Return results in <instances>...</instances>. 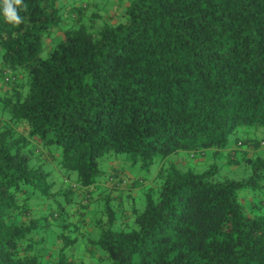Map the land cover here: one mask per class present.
Instances as JSON below:
<instances>
[{
    "label": "trees",
    "instance_id": "1",
    "mask_svg": "<svg viewBox=\"0 0 264 264\" xmlns=\"http://www.w3.org/2000/svg\"><path fill=\"white\" fill-rule=\"evenodd\" d=\"M54 3L21 0L16 23L0 0V63L10 71L6 81L0 73V264H264V140L237 136L236 149L251 151L233 149L225 163L240 177L210 161L228 135L264 125V0H125L111 23H84L79 9L47 43L60 22ZM35 141L75 182L52 189L42 152L30 156ZM203 148L211 155L200 171L159 167L141 207L125 206L124 191L114 201L122 186L110 182L90 193L110 176L141 184L106 172L119 153L147 165ZM55 194L76 198V226L99 234L79 243L61 221L40 245L37 228L67 210L31 209ZM95 211L105 220L92 223Z\"/></svg>",
    "mask_w": 264,
    "mask_h": 264
},
{
    "label": "rangeland",
    "instance_id": "2",
    "mask_svg": "<svg viewBox=\"0 0 264 264\" xmlns=\"http://www.w3.org/2000/svg\"><path fill=\"white\" fill-rule=\"evenodd\" d=\"M125 0H55V6L58 9V14L60 16V22L57 24V27L65 28L66 26L70 25L73 20L75 14L78 15V10L81 9V17L80 20L84 23H89L90 17L89 15L91 12H96L99 14V19H104V15L107 17L106 14H108V11L112 10L113 8H116L115 10H119L117 8H121L124 5ZM117 13L114 11H111L110 16H115ZM109 19H116V17H111ZM62 25V27H61ZM55 26V27H56ZM54 27V26H51ZM50 27V28H51ZM50 30V29H49ZM50 32V31H49ZM49 35V34H48ZM52 38H47V35L44 36V41L50 43L52 41ZM56 41V40H55ZM42 56L46 55V52L43 48V51L41 52ZM26 79V77L24 78ZM6 113H3V116H5ZM245 130L243 133L244 135H248L251 137H254L255 139H263L264 140V125L261 126H246L245 128H242ZM240 135L238 132H233L230 135H228V138L226 140L225 147L230 150L232 147L235 150V155H237V149L235 148V140L237 136ZM242 135V134H241ZM258 153L264 152V145H260L257 149ZM210 149L209 148H203L202 152L201 150H193L189 151L187 149H178L171 154L159 158L154 157V159L148 163L147 165H141L139 161L132 162L130 156L127 153H119L114 158V162H117L115 166H118L120 169H123L127 174L128 172L131 173L132 176L136 177L137 179L142 182V185H138L135 194L133 195V198L129 195V199L124 200L123 204L127 206L129 203H132L130 199H134V204L136 206H142L143 204V191H150L155 192L159 181L155 180V173L159 167H167V166H179L184 169L190 167L189 169L194 171H200L204 167L201 165L202 163L196 162L197 158H200L202 155H210ZM193 154L192 156L190 155ZM177 157V160L180 162L179 164L174 161ZM213 164H215L218 168L219 173L229 174V176L232 177H240L243 172L241 168L237 167V169L234 171L235 174H232L230 172V169L228 167V164L225 163L222 156L215 155L213 156V159L210 160ZM202 162V161H201ZM222 162V163H221ZM43 167L46 169L47 173V179L53 183V188L55 189L56 186H58L59 182L63 183V186L68 187L69 184L71 185L72 182H75L76 180V174L75 171L69 170L65 171L64 169L60 168L59 166L52 165L51 163H42ZM106 165V163H105ZM102 166L105 168L104 164ZM64 172L67 177L63 178ZM64 181V182H63ZM71 187V186H70ZM261 187V186H260ZM122 191H125L127 189V186H122L120 188ZM261 190L263 191L264 188L261 187ZM259 191V190H258ZM257 191V192H258ZM131 192H128L130 194ZM125 194V193H123ZM56 195V194H55ZM128 196V195H127ZM39 198H32L39 202L41 205L39 208L34 209L32 208L31 211H36L35 214H44L48 212V208L51 206V208L54 210L56 207V203H60L64 205V209L67 210V212L63 214H58L57 216H53L51 218H47V221L41 226L37 228V236L40 238L42 237L43 241L40 243V245H46L45 242H51L52 239H54V236L57 232L61 231V228H59V225H55L56 223H61V221H65L67 224V228H69L68 231L70 234H78L77 240L79 243H85L86 237H96L99 234V228L97 226H93V221L95 219H102L105 220L103 217V214H101L100 211H95V214L91 216V221L93 224H91V227H88L89 229L84 228L83 226L79 225L76 226L74 222V217L71 214L72 208L75 206V203L77 202L76 198H73L72 201L65 200L64 194H58L54 198L52 197H44L39 196ZM31 200V203H33ZM48 201H50V206L48 205ZM42 203H45L46 205H43ZM43 219H41L42 222ZM60 229V230H59ZM66 232V230H63L62 232ZM56 241V240H55Z\"/></svg>",
    "mask_w": 264,
    "mask_h": 264
},
{
    "label": "crops",
    "instance_id": "3",
    "mask_svg": "<svg viewBox=\"0 0 264 264\" xmlns=\"http://www.w3.org/2000/svg\"><path fill=\"white\" fill-rule=\"evenodd\" d=\"M115 9L116 8H113L112 10L108 11V14H106L107 17L104 15V20L108 21L109 23L114 22L113 19H109V18H111V17H116L117 18L118 17V14L120 12V8H117V9H119L117 11ZM111 11H114L117 14L115 16H113V15L110 16ZM75 16H76V14H75ZM89 17H90V19L93 20L92 23H96L95 20H94V18H98L99 17V14H97V16H94V17H92V15H90ZM49 31H50L49 32V36H47V38H52L53 37V39H54V37H57L59 34H61V28H59L57 26L56 27L55 26L54 27H51ZM3 71H7L8 72L9 70H8V68L4 64L0 63V73H2ZM7 87L4 84L0 83V93L5 92L7 90ZM242 133H244V132L241 130L239 134L241 135ZM233 148L234 147H232L230 150H228L226 147H224V148H222L220 150H217V152L215 153V155L222 156L223 160L226 162V160L228 158L227 157V154H228V152H230L231 150H233ZM235 148H236V146H235ZM30 149L34 150L30 156L36 158V156H37L36 149H37L38 151L42 152V155H41L40 158L42 159L43 163H53V164H55L54 163L55 162V158H56L54 156L55 153H52L47 148L42 147L39 144V142L35 141V142L30 143ZM241 151H251V150H249L248 147H246V148H243V147L242 148H237V153H239ZM49 152H51V153H49ZM190 155L192 156L193 154L190 153ZM210 155H211V153H210ZM210 155H207V154L206 155H202L200 158H197L196 162H199L200 161V163H202V164L205 163V162H208L209 159H210ZM173 160L176 161L178 164L180 163L177 160V157H175V159H173ZM116 163L117 162H114V161L109 162V166L106 167V172L109 173V172H113L114 170H116L120 175L128 176L131 179L134 177V176L131 175V173L128 172V174H127L123 169H120L118 166H115ZM103 181H104L103 179L99 178L98 181H97V183L95 185L89 186L90 193L93 196H97L98 194L102 193L101 191L105 190V188L107 186L111 188V186L108 185V183L110 182L109 180H107L106 182H103ZM138 185L141 186L142 185V182H141V184L139 183ZM138 185L136 183H133V182H132V184H130V185L128 184L127 185V189L123 192V193H125L124 195H126V198L129 197V195L131 196V194H132L131 198H133V195L135 194ZM128 192H131V193L128 194ZM120 193H122V190H120V188L118 190H115V189L112 190L111 195L114 198V201L117 200L116 198L119 197V194Z\"/></svg>",
    "mask_w": 264,
    "mask_h": 264
},
{
    "label": "clouds",
    "instance_id": "4",
    "mask_svg": "<svg viewBox=\"0 0 264 264\" xmlns=\"http://www.w3.org/2000/svg\"><path fill=\"white\" fill-rule=\"evenodd\" d=\"M2 3H3V11H4L6 18L9 19L10 21H15L16 23H19L20 18L16 14L13 6L20 4L21 0H2ZM124 185L125 184H123L122 186H124Z\"/></svg>",
    "mask_w": 264,
    "mask_h": 264
},
{
    "label": "built area",
    "instance_id": "5",
    "mask_svg": "<svg viewBox=\"0 0 264 264\" xmlns=\"http://www.w3.org/2000/svg\"><path fill=\"white\" fill-rule=\"evenodd\" d=\"M2 79L3 80H8L9 79V77H10V73L9 72H7V71H3L2 72ZM261 143H262V141H261ZM109 181H110V183L114 186V187H119V186H122L125 182H126V180H125V178L124 177H122L120 180L118 179H116V177H109V179H108Z\"/></svg>",
    "mask_w": 264,
    "mask_h": 264
}]
</instances>
